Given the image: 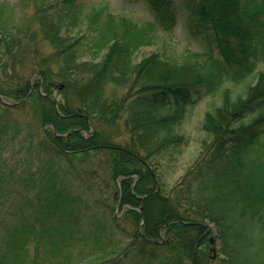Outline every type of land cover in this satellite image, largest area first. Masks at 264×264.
<instances>
[{
	"label": "trees",
	"instance_id": "trees-1",
	"mask_svg": "<svg viewBox=\"0 0 264 264\" xmlns=\"http://www.w3.org/2000/svg\"><path fill=\"white\" fill-rule=\"evenodd\" d=\"M143 1L154 17L143 27L106 7L83 13L75 0L40 3L30 26L0 27V97L15 104L0 102V264H78L98 252L115 256L98 264H212L217 254L219 264H264V0L243 14L242 0H180L218 56L182 64L153 55L134 64L135 46L177 25L174 0ZM85 21L84 34H68ZM131 32L142 39L130 44ZM42 45L49 56L40 55ZM105 83L122 95L99 94L106 105L98 107L95 90ZM227 86L245 88L231 96ZM217 96L220 105L204 116V154L162 191L151 165L181 156L177 129L188 110ZM14 144L37 171L8 184ZM90 151L103 160L110 200L96 194L100 175L72 165ZM25 181L39 183L35 193L17 190ZM11 194L15 210L6 214ZM116 208H124L120 218Z\"/></svg>",
	"mask_w": 264,
	"mask_h": 264
},
{
	"label": "rangeland",
	"instance_id": "rangeland-1",
	"mask_svg": "<svg viewBox=\"0 0 264 264\" xmlns=\"http://www.w3.org/2000/svg\"><path fill=\"white\" fill-rule=\"evenodd\" d=\"M65 0H0V27L1 28H11L12 26H17L18 28L30 26L29 23L34 15L35 7L38 6L40 3L47 2V3H59ZM76 3H78L82 9L83 13H89L92 8L95 7H106L107 10L118 17H122L127 19L128 21L137 24L138 26L143 27L145 23L153 22L154 17L152 15V12L148 8L147 4L141 0L136 3H127L124 0H75ZM253 0H242L241 2V14L245 12V9L248 7L252 8ZM175 6L178 11L177 16V25L174 28L172 32L165 33L160 30H155L153 33V36L151 37V42L148 45H140L135 46L133 48L134 52L132 54V61L134 64H138L142 62L143 60L155 55L160 57V60H167L172 61L175 63H207L212 58L217 57V53L214 50L213 45L210 42V39L208 37V33L201 32L200 27H198V24L195 23L194 19L191 18L189 12L185 9V7L182 5L180 0H174ZM60 15V14H59ZM264 20V17H263ZM60 21L63 23L66 20L61 17ZM221 24V23H220ZM66 27L68 26V23L65 22ZM87 23L85 21L84 24H82L79 28H74L69 30V35L72 36L74 39L78 38V36H81L86 32L87 30ZM0 28V29H1ZM34 29H36L33 26ZM105 31V30H104ZM105 35L108 34V30L105 31ZM121 34V32H120ZM1 35V34H0ZM35 39L37 38V33H34ZM142 35L138 32H131L127 33V38L129 40L130 44H134L140 39H142ZM221 37V36H220ZM223 38V37H221ZM225 39V38H224ZM37 40V39H36ZM140 43V42H138ZM41 52L43 56H49V49L46 45L41 46ZM106 51L101 52V57L99 59L95 60L94 62L100 61V59L103 58V55H105ZM89 57L87 56L86 59ZM262 69V68H261ZM25 74L30 82V84L35 81V73L31 70H26ZM245 86L239 87V88H231L227 86V89L231 96L242 93ZM97 97V105L99 106H105L106 104L104 102H99V94L102 97L108 98L113 96H120L122 95V90L120 88L112 87L111 85L105 83L98 87L97 90H95ZM54 98L57 101L61 100V96L58 95L56 91L53 92ZM220 98L217 97H207L204 100H202L198 105H196L194 108H190L186 114V117L181 124L180 127L177 129V136L182 139L183 143H186L181 156L177 159H174V161L169 163H160V168L155 169L151 165L150 169L155 174V177L158 181V185L161 188L162 191L169 192V190L175 186L183 177L188 173V171L195 165V163L198 161L200 156L204 154L203 150V141L206 139L205 133L203 132V123H204V116L205 112L208 110V108L211 105H220ZM25 110V109H24ZM30 113V111H29ZM19 115L25 116V111H20L18 113ZM91 124V123H90ZM47 128V127H45ZM49 128V127H48ZM88 132L84 133V137H87ZM127 139L126 136H123L120 139H117L119 142H124ZM27 150L20 148L17 144H14L11 146L10 149H8V156L11 157L9 168L6 167L8 171L7 175V181L8 184H11L14 182V176L15 174L21 173L20 179L23 177L22 173H28L31 169L32 173L36 170V164L31 163L30 159H26L27 156ZM81 157V156H77ZM83 160H79V162H74L72 165L74 166V169L76 171H82V173L87 172L90 175H100L101 183H98V185L101 190L100 192L96 193L101 196L103 199H109V195L111 191H113V187L111 184H109V179L103 175L102 169L103 163L102 158L100 155L95 156L94 153L87 152V155H83L81 157ZM54 164L58 165H68L67 163H64L61 159H56L54 161ZM99 170V171H98ZM102 171V172H101ZM155 171V172H154ZM97 172V173H96ZM29 175V173H28ZM39 177L35 178L36 181ZM78 183V179H76ZM35 181H29V182H21L17 183L16 185L17 190H19V187L24 189L28 188L27 191H32L33 188L38 187L39 183L37 182L35 184ZM105 181V184L102 186V183ZM117 182V181H116ZM7 184V185H8ZM109 184L108 190L109 192L104 190L105 186ZM117 184V183H116ZM157 190V189H156ZM33 193L36 192V190L32 191ZM29 195V194H27ZM12 201L7 203V206L4 205L8 209V213L14 212L15 210V202L16 198H14V194L10 195ZM23 196H21L22 198ZM20 198V196H19ZM20 198V199H21ZM119 198V197H118ZM157 207H154L156 209ZM137 210H140L137 208ZM7 211V210H6ZM124 212V208L121 210L114 211V215L117 218H120ZM105 219H109L108 216H105ZM111 220V218H110ZM4 222V221H2ZM7 222V221H6ZM8 223V222H7ZM208 227V231H211V233L214 234V230L212 226L209 223H205ZM111 222L108 223L106 230L109 231V228L111 227ZM122 226L125 229H131V225L128 222H123ZM2 229L0 228V239L2 237ZM213 237L212 234L209 235V238ZM98 254V255H97ZM97 257L94 259H82L78 262V264H98L101 262L109 261L112 257H115L111 254L104 255L96 253ZM217 260H215L212 264H219L221 260V256L217 254ZM83 258V257H82ZM108 261V262H109Z\"/></svg>",
	"mask_w": 264,
	"mask_h": 264
},
{
	"label": "water",
	"instance_id": "water-1",
	"mask_svg": "<svg viewBox=\"0 0 264 264\" xmlns=\"http://www.w3.org/2000/svg\"><path fill=\"white\" fill-rule=\"evenodd\" d=\"M0 102H1L3 105L15 106V104H7V103H5V102L1 99V97H0Z\"/></svg>",
	"mask_w": 264,
	"mask_h": 264
}]
</instances>
